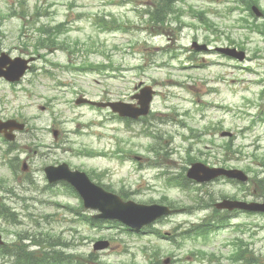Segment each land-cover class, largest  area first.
I'll use <instances>...</instances> for the list:
<instances>
[{"label":"rangeland","instance_id":"obj_1","mask_svg":"<svg viewBox=\"0 0 264 264\" xmlns=\"http://www.w3.org/2000/svg\"><path fill=\"white\" fill-rule=\"evenodd\" d=\"M182 1L184 3L178 5L186 11L188 5L194 7V10L206 9L210 20L218 26L219 33L214 35L207 33L194 19L185 17L184 24L187 26L194 24L196 29L182 27L176 39L174 31L176 25L172 24L164 34L150 36L153 32L141 28V15L135 12L137 8H142L140 4L147 3V0H0V52H6L11 57L41 56L33 63L34 73H29L21 83L8 84L3 80L0 82V118L3 120L14 118L19 122L28 123L34 129L33 139H28L26 134L18 136L16 145L19 150L15 153L19 160L24 156L22 148L31 146L38 152L37 156H32L37 168L42 164L66 163L71 168L78 167L93 172L102 185L110 186L115 192L123 188L129 192V200L133 202L152 204V201L162 200L165 196L184 209L191 205L190 199L186 194L181 195L177 189L165 188L164 175H160L161 173L156 175L159 169L154 170L156 158L168 165L163 172L168 169L171 178L181 173L185 174L183 168L189 167V157L196 158V162L210 167L221 166L219 162L222 159L221 154H215L216 159L213 160L208 158L211 151L207 146L211 138L202 134L208 131L210 124L217 125L220 122L222 130L230 131L235 136L232 142L233 150L241 151L237 159L227 161V165L224 166L249 171L253 183L246 186L247 189L244 191H238L241 186L227 184L221 179L202 185L200 196L203 193V199L210 204L211 199L218 198L222 193L233 197L237 195L238 199L244 197L249 201L262 194L254 179L262 180L264 177L263 168L260 167V164H264V124L256 119L259 114L264 120V41L257 35H250L247 41L244 39L246 31L237 26L239 13L227 16V9L236 5L232 0ZM259 2L260 8L264 9V0ZM110 16L134 24L135 27L129 28L125 34L105 32L96 22L101 18L109 21ZM64 22L66 32L62 38H65L70 47L81 51L91 50L92 53H87L88 58L96 63L103 61L98 54L103 52L111 60L112 66L118 70L113 73L115 76L113 80L108 79L102 84L105 87L97 80L90 81V77L80 80L74 85L77 92L75 96L65 90L64 95L55 96L57 101H51L48 106L50 109L40 112L44 97L50 98L55 91H61L58 83L69 82L70 79L55 68L67 64L65 50L36 52L34 48L38 38L36 28ZM215 36L218 38L215 39ZM193 37L197 38L195 40L200 44H206L205 40L208 39L212 42L209 48L228 46L227 38H230L236 43H245L246 49L250 48L252 52L255 49L259 51L256 57L244 51L251 59L246 60L241 67L231 60L218 57L216 53L191 52L189 49ZM76 42L78 44L74 45ZM233 48L237 49L235 46ZM129 52L135 54L130 56ZM83 58V53L72 54L69 51V60L74 65L81 64ZM138 65H143L146 69H142L141 72L131 70ZM42 66L53 74L41 76L39 73ZM245 68L257 71V76L247 73ZM254 81H259L260 84H254ZM42 84L45 85V89L39 87ZM138 84L151 85L156 92L151 103L152 113L147 118L150 119L149 125L152 126L153 132L161 139L160 156L147 151L153 140L142 134L145 124H131V130L136 135H130L120 128L114 116L111 117L106 112L98 113L100 109L93 110L86 105L74 104L78 95L97 102L108 99L131 103V97L136 93L135 88ZM8 85L13 86V90ZM246 92H250L253 97L250 98L249 104L241 97L243 95L249 97ZM210 106L229 112L217 111ZM246 112L250 113L247 117L244 116ZM99 122H102L103 128H108V131L98 128ZM53 131L58 132L56 140L53 139ZM98 132H107L112 138H117L124 151L131 153L127 154L128 158L138 156L145 158L146 160L141 163L142 171L137 173L130 163L116 162L114 158L106 160L78 156L76 153L84 149L95 152L103 149L102 142L105 139L89 135ZM219 132L215 131L213 136L217 146L225 142V139L220 138ZM112 138L106 141L108 146L105 144L108 152L116 150V142ZM187 138L190 140L187 141ZM32 141L35 147L31 145ZM6 148L4 142H0L2 164H6V159L12 156L3 155ZM126 153L121 154L124 156ZM211 155L214 156V152ZM252 155L257 159L252 158ZM2 164L0 179L5 180L7 188H15L21 198H12L6 202V205L17 214L19 224L7 223L0 219V233L7 244L15 243L18 232L21 237L30 239L35 238V235L44 238L45 234L49 233L51 237H59L57 239L59 242H70L73 247L70 252L83 255L92 251V245L98 239H109L110 249L101 252V259L105 264H129L131 261L144 264L152 250H159L161 262L173 254L179 260L176 264H195V257L192 260L190 256L196 251L215 255L220 254V251L223 253L227 251L222 248L221 241L228 237L229 231L211 236L206 244L201 243L200 239L185 240L183 247L176 250L154 236L135 234L128 236L115 229L93 230L83 224L69 223L63 209L54 206L61 204L63 207L67 205L73 208L77 207L79 202L64 195L62 187H52L50 190L52 195L49 196V202L52 204L43 205L42 199L36 197L37 190L21 191L22 186L18 187L20 182L16 181ZM33 176L39 185H42V174L34 169ZM2 195L4 194L0 192V198ZM190 196L196 199V192H191ZM24 198H28L29 201ZM209 212L199 210L190 216H185L184 213L177 214L154 228L159 229L161 233L172 234L175 227L187 228L189 223H199ZM85 213L88 216L93 214ZM256 218H250L245 223L255 225ZM232 222H244V219L239 217ZM259 226L264 227V218L259 220ZM260 235H264V229ZM249 240V236L246 235L245 242L250 243ZM27 242L26 244H30ZM253 247L255 250H264V241L260 236ZM261 253L264 255V251ZM0 264L6 263L0 258ZM220 264L231 263L223 260Z\"/></svg>","mask_w":264,"mask_h":264},{"label":"trees","instance_id":"obj_2","mask_svg":"<svg viewBox=\"0 0 264 264\" xmlns=\"http://www.w3.org/2000/svg\"><path fill=\"white\" fill-rule=\"evenodd\" d=\"M173 6L171 0H160L156 6L155 12L151 14L153 20L162 22L166 16L173 12ZM23 248H17L15 250L6 251L5 254H10L13 258L11 264H60L61 259L58 258L61 255L54 248L53 250L44 253L42 256L39 253H25ZM40 256V257H39ZM92 258V256H91ZM52 260V261H51ZM76 264H82L77 261ZM86 264H91L89 259H86Z\"/></svg>","mask_w":264,"mask_h":264},{"label":"water","instance_id":"obj_3","mask_svg":"<svg viewBox=\"0 0 264 264\" xmlns=\"http://www.w3.org/2000/svg\"><path fill=\"white\" fill-rule=\"evenodd\" d=\"M222 52H224V53H226V54H230V55H233V56H235V54L232 52V51H222ZM237 56L238 57H241V55H239V54H237ZM7 60V58L3 55V56H1V58H0V76L2 75V72H1V66L4 64V62ZM18 75H21V73H19ZM147 103H148V100H146L145 101V103H143V105H144V108H146V106H147ZM12 127V124H10V123H5V124H2V123H0V132L2 131V129H12L11 128ZM5 137L7 138V139H11V136H9V135H5ZM47 172H48V175H49V177L50 178H54L55 176H53L52 175V173H53V171L51 170V169H47ZM91 200H94L93 198H91ZM126 215L127 216H129L130 214H129V212H127L126 213ZM140 216V214H136V213H133V217L134 218H137V217H139ZM105 246V244L102 246V247H100V246H95V249H101V248H103Z\"/></svg>","mask_w":264,"mask_h":264}]
</instances>
